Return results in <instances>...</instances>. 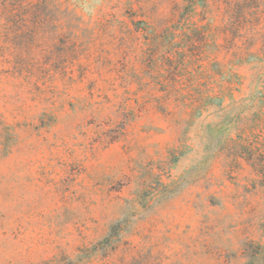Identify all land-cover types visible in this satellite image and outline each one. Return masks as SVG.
I'll return each instance as SVG.
<instances>
[{
    "label": "rangeland",
    "instance_id": "obj_1",
    "mask_svg": "<svg viewBox=\"0 0 264 264\" xmlns=\"http://www.w3.org/2000/svg\"><path fill=\"white\" fill-rule=\"evenodd\" d=\"M0 264H264V0H0Z\"/></svg>",
    "mask_w": 264,
    "mask_h": 264
}]
</instances>
